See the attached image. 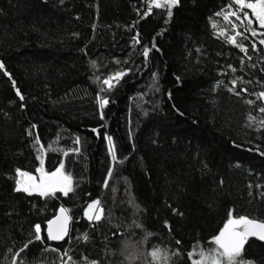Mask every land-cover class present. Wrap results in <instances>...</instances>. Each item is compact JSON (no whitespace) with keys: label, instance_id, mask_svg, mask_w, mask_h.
<instances>
[{"label":"trees","instance_id":"16d2710c","mask_svg":"<svg viewBox=\"0 0 264 264\" xmlns=\"http://www.w3.org/2000/svg\"><path fill=\"white\" fill-rule=\"evenodd\" d=\"M230 3L179 0L169 17L144 16L148 0H0V264L29 240L22 264H62L65 251L72 264H193L230 210L264 221V37H237L247 53L229 43L243 31L223 19ZM41 160L45 172L63 162L74 190L14 191L16 169L35 174ZM93 201L98 222L84 215ZM60 208L71 229L52 243ZM237 259L264 264V242L249 239Z\"/></svg>","mask_w":264,"mask_h":264},{"label":"snow or ice","instance_id":"6c2138e0","mask_svg":"<svg viewBox=\"0 0 264 264\" xmlns=\"http://www.w3.org/2000/svg\"><path fill=\"white\" fill-rule=\"evenodd\" d=\"M178 3L179 0H151L150 4H148V11L144 13V16L149 15L153 8H166L167 14L170 17L172 15V9L177 6ZM228 7L230 11L223 14V19L225 21H230V18L234 17L235 20L239 22V24L233 23L232 28L235 30L240 27L243 28V31H236L235 35L228 36L227 39L229 43L236 45L242 52L247 53L248 49L245 48L243 44L237 41V37H242L245 40L248 39V34H250L252 37H264V31H259L264 30V0H231V3ZM221 14L222 13H217V15ZM254 24L258 25V28L254 27ZM219 34L221 36H224L225 32L222 30ZM133 40L136 43H139V41L136 40L135 37H133ZM258 43L260 45H264V38L260 39ZM153 47H155V45H153ZM256 47L257 43L253 41L251 43V48L255 50ZM149 52V48H144L143 55L145 58L149 56ZM3 67L4 65L0 63V69H2ZM5 74L7 75V73ZM125 74L126 73L124 72H118L113 77L103 80V84L106 85L107 88H102L101 91L104 92L115 87V84L112 81L118 82ZM233 83L235 84V81H233ZM13 86L15 87V81H13ZM230 90L234 91V89ZM242 91H246V89ZM256 95L258 99L264 100V91H261ZM17 96H19L20 99L23 100V96L21 95L19 90H17ZM96 99L99 105V109L101 110V119H103L104 116L102 110L107 106L109 101L108 99L100 95H98ZM246 102L249 104L254 103L251 100H248ZM260 112L264 113V106L260 107ZM254 119V117L249 118L248 126H251ZM260 123L261 125H264V120H262ZM105 139L109 146V155L111 156L113 161H116L117 156L113 146L112 138L110 136H106ZM79 142V138H77L74 143L79 145ZM37 143H39L38 139ZM72 151L79 152V148L77 147ZM65 154L67 155V153ZM36 171L41 173L39 178L27 171L16 169L14 191L23 192L29 196L36 194L40 197H50L55 196L57 193L67 196L74 190L73 178L71 174L65 172L63 162L60 163V166L57 167L55 171L44 172L43 161L41 160V167L37 168ZM111 174L112 169L109 168L108 175L110 176ZM221 183H223V181H221ZM104 184L105 186L108 185L107 179H105ZM261 195L264 196V193H261ZM84 215L89 222L101 221L103 216V209L100 207V201H93L92 203H89L84 212ZM70 221L71 217L68 215V210L65 208H61L56 219L49 220L47 222V239L49 241L64 240L65 237L68 236V226ZM251 237H254L259 241H264V221L243 215L236 218L233 215V211L230 210L228 212L227 220L223 224V227L220 229L219 234L213 238L212 242L216 245V248L213 249L211 254H205L204 252H201L199 254L200 259L193 260V264H253V262L251 261L246 262L237 259L242 256L245 245ZM34 239L35 241L42 240L40 224H35L34 226ZM82 239L87 241L88 234L85 233L82 236ZM32 242V240H29L19 251L13 254L11 264H22V261L20 260L21 253L27 250ZM9 251L12 250L10 249ZM151 256L154 258H159L160 250H154L153 252H151ZM62 264H72V258L67 251L63 253Z\"/></svg>","mask_w":264,"mask_h":264},{"label":"water","instance_id":"95a60500","mask_svg":"<svg viewBox=\"0 0 264 264\" xmlns=\"http://www.w3.org/2000/svg\"><path fill=\"white\" fill-rule=\"evenodd\" d=\"M150 2H151V0H148V4H150ZM120 82V81H119ZM119 82H118V84H119ZM117 84V85H118ZM116 85V86H117ZM115 86V87H116ZM94 132H96V131H94ZM61 209V208H60ZM59 209V210H60ZM59 210L57 211V214H56V216L52 219V220H55L56 219V217H57V215H59ZM68 215H69V213H68ZM70 216V215H69ZM69 232H68V236H69V233H70V229H71V221H70V223H69ZM46 233H47V227H46ZM68 236L67 237H65V239L64 240H62V241H51L52 243H61V242H63V241H65L67 238H68ZM249 239H254V240H256V241H259V240H257L256 238H254V237H251V238H249ZM259 242H264V241H259Z\"/></svg>","mask_w":264,"mask_h":264},{"label":"rangeland","instance_id":"374dc122","mask_svg":"<svg viewBox=\"0 0 264 264\" xmlns=\"http://www.w3.org/2000/svg\"><path fill=\"white\" fill-rule=\"evenodd\" d=\"M250 11V10H249ZM112 77V76H111ZM120 81V80H119ZM116 86V85H115ZM44 171V170H43ZM45 172V171H44ZM32 175H34V176H36L37 178H39V176L41 175V173L40 172H37L36 171V173L35 174H32ZM15 178H16V176H15ZM200 259V257L198 258V259H196V260H199Z\"/></svg>","mask_w":264,"mask_h":264}]
</instances>
